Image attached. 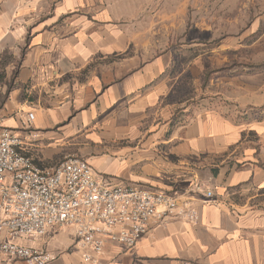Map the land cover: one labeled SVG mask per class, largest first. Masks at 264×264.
I'll use <instances>...</instances> for the list:
<instances>
[{
	"label": "crops",
	"instance_id": "crops-1",
	"mask_svg": "<svg viewBox=\"0 0 264 264\" xmlns=\"http://www.w3.org/2000/svg\"><path fill=\"white\" fill-rule=\"evenodd\" d=\"M138 8L0 0V120L42 169L80 158L98 179L197 211L192 223L154 219L131 250L108 243L96 264H264V70L211 80L203 96L168 18L155 26ZM24 244L51 253L47 264H91L70 228Z\"/></svg>",
	"mask_w": 264,
	"mask_h": 264
},
{
	"label": "built area",
	"instance_id": "built-area-1",
	"mask_svg": "<svg viewBox=\"0 0 264 264\" xmlns=\"http://www.w3.org/2000/svg\"><path fill=\"white\" fill-rule=\"evenodd\" d=\"M28 143L0 120V255L7 260L49 263L51 253L24 242L70 228L82 260L96 264L108 243L133 249L154 219L197 220L192 206H178L170 194L98 179L80 158L42 169L25 154Z\"/></svg>",
	"mask_w": 264,
	"mask_h": 264
},
{
	"label": "rangeland",
	"instance_id": "rangeland-1",
	"mask_svg": "<svg viewBox=\"0 0 264 264\" xmlns=\"http://www.w3.org/2000/svg\"><path fill=\"white\" fill-rule=\"evenodd\" d=\"M137 3L139 11L154 17L155 26L159 17L168 18L165 22L171 28L170 45L181 49L178 62L185 70L184 76L190 75L196 83L197 93L202 89L203 96L208 95L211 80L215 85L227 74L264 70V0ZM6 95L7 92H0V104Z\"/></svg>",
	"mask_w": 264,
	"mask_h": 264
}]
</instances>
